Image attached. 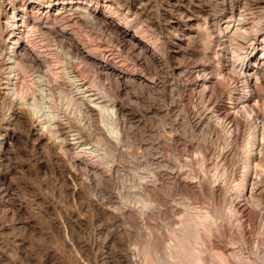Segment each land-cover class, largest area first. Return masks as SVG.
<instances>
[{
  "label": "bare ground",
  "instance_id": "bare-ground-1",
  "mask_svg": "<svg viewBox=\"0 0 264 264\" xmlns=\"http://www.w3.org/2000/svg\"><path fill=\"white\" fill-rule=\"evenodd\" d=\"M196 4L202 15L192 12L186 16L181 25L174 27L173 37L160 36V24L148 14L142 16L129 0H17L2 7L1 106L9 107L13 121L22 122L37 144L53 139L50 151L55 153L59 149L64 153L65 159L57 160L69 178L79 184V191L73 188L71 196L73 199L79 196L80 207L91 208L93 213L106 217L109 226L126 225L125 236L131 239L140 237L132 229L145 230L144 251H141L143 247H139L141 252L137 247L123 248L112 261L107 252L114 242L113 236L105 233V240L100 242L92 239L100 230L93 229L91 240L80 248L79 264H147L149 255L158 264H188L183 256L176 257L177 262L162 259L165 235L156 232L155 226L148 222L152 217L148 215L154 211L171 216L177 213L159 193V188L166 184L189 198L206 195L212 208V218L201 213L193 216L194 222L190 223L197 229L194 234L179 232L180 241L177 238L176 246L192 235L196 239L202 237L201 232L206 236L204 241V236L199 238L203 241L200 264L208 263V253L217 255L220 264H264L255 247L261 241L259 235L264 233V205L260 199V190L264 187V6L257 20L231 8L227 19L220 22L223 16H216L209 0H198ZM222 4L226 6L227 2ZM171 44L176 45L175 54L181 55L184 62L196 58L206 63L200 61L195 67L197 70L181 63L172 64L168 51ZM35 54L41 55V61ZM87 69L95 73L93 81L86 80ZM22 78H26V83ZM129 91L138 96L137 101H152L154 95L167 100L172 96L178 98L189 129L204 133V139L196 147L201 154V173L210 158L211 162H219L224 174H234L231 166L238 147L243 146L240 153L243 167L235 190L226 191L224 179L216 176L209 185L204 176L198 175L193 177L195 181H189L181 172L169 169V172H148L143 182L125 196L120 192H104L119 173L118 158L126 153L124 147L131 140L137 142L132 133L137 127L133 123L137 111L128 109L123 98ZM195 92L201 103L206 104L201 112L193 106ZM75 121L79 123V130L74 128L72 142H66L61 137V127ZM10 123L5 130L11 129ZM139 125L144 127L145 123L139 122ZM92 133L96 136L95 146L79 149L82 140ZM165 134L168 143L175 147L179 139L175 134ZM11 140L12 137L1 135L0 150ZM218 141L224 147L214 152V143ZM188 148L190 151L192 147ZM83 159L90 164H84ZM142 199L145 203L141 204L137 219L131 215L128 202L139 203ZM256 227L260 231L259 241L258 238L251 240L250 236ZM229 233L234 234L233 240L245 250L254 242L250 253L254 263L249 262L251 258L240 261L226 255L224 238ZM173 246L166 245L168 258L176 253L172 251Z\"/></svg>",
  "mask_w": 264,
  "mask_h": 264
},
{
  "label": "rangeland",
  "instance_id": "rangeland-1",
  "mask_svg": "<svg viewBox=\"0 0 264 264\" xmlns=\"http://www.w3.org/2000/svg\"><path fill=\"white\" fill-rule=\"evenodd\" d=\"M15 1L17 0H0V13L5 3H14ZM129 1L135 3V7L139 8L138 12L141 11L139 13H142V16L148 14V17H151L160 24L159 26L162 30L160 36L162 37L166 36V34L167 36L170 35L173 37L174 27L181 25V22L186 19V16H189L192 12L198 16L202 15V12L198 11L196 8V2H198V0ZM209 2L213 4L216 10V16H223L220 22L227 19V14L231 8L239 9L240 11L238 10V12L251 20H257L260 18L259 16L264 6V0H209ZM222 2H227L226 6L223 5ZM260 11L261 13L258 14ZM77 34L79 36V31ZM25 37L28 38V34H26ZM175 48L176 45L171 44L168 50L170 53L169 60L172 64L181 63L195 69L196 65L200 64V61L201 63L204 62V60L199 61L196 58V60L193 58L194 60L188 59V61L186 60V62H184L181 55L175 54ZM41 50V55H44V48H41ZM150 54L152 55L153 52H150ZM41 55L35 54V57L39 59ZM174 56L175 58H173ZM39 60L41 61V59ZM208 61L210 62L211 60L209 59ZM204 63H206V60ZM36 75L37 74H34V76ZM84 76L86 80L90 82L94 80L95 73L87 69L84 71ZM22 80L23 83H26V78H22ZM22 87L24 88L25 85ZM196 91L198 93L199 89ZM197 93L195 92L193 98V106L201 112L206 104L203 105L205 103L204 101L201 103L199 94ZM137 97L138 96H136L133 91L130 93L127 92L123 97L128 104V109L134 108L137 111L134 113L133 118V123L135 126L137 125V127L132 130L137 142L134 143L131 140L126 144L127 146L125 145L127 147H124L126 153H124L123 157L118 158L120 164L119 173L115 177L114 183L111 184V186L109 185L110 187L108 186V190L107 187L106 189L103 188V191L105 189L104 192L108 193L110 191L117 194L120 192L125 196V194L133 191V189H136L138 185L143 182L142 178L144 175H148V172H169V169H171L170 171L174 170V172H181L182 176L189 181H195L193 178L195 176H204L209 185L212 183V178L216 176L217 178L224 179L225 185L228 186L225 187L226 191L233 192L235 190L239 183L243 167L242 154H240L242 153L241 150L243 146L238 147V157L236 156V159L234 158V162L231 166V170L233 169L234 174L231 172L224 174L219 167V162H211L210 158L205 161L203 165L204 170L201 173V154L200 150L196 149V147L199 146L200 139H204V133H196L189 129L180 109V104H178V98L172 96V98H168L167 100L159 95H154L153 97L155 99L152 98V101H156L152 103V101L146 99L144 100L145 102L143 100L137 101ZM148 102L151 103V105H149ZM145 107H147L146 110ZM138 110L140 113L142 111V113L139 114ZM11 115L12 113L9 107L6 105L2 107L0 100V136L6 134L7 137H12L10 144H7L6 147L0 150V264H79V259L82 256V254L79 253L80 248L91 240L94 230H100V232L96 233L92 239L96 238L100 242L105 240V233L106 236L107 234L113 236L114 242L110 245V250L107 252L112 261L116 260L117 255H120L121 249L123 248L137 247L139 250V247L140 249L143 247L141 251H144L145 246L143 244H145V242H143V240L145 241V237L142 238L144 228L143 230L142 228L141 230L140 228L132 229L133 233L136 232L140 236L138 239L139 241L134 240L126 237L127 235L125 236L127 232L126 225L122 226L124 224H118L113 227L109 226L108 223H106V217L97 215L95 212L93 213L91 208L85 209L80 207L79 201L81 200H79V196L74 199L71 196L73 188L79 191V184L69 178V175L65 173V168L59 163L60 161L58 162L57 160L58 158L64 160V153L61 150L59 151V149H56L55 153L50 151L49 146L52 144L53 139H47L48 141L46 140L41 144H37L27 133L26 126L22 122L13 121ZM8 122L12 124L9 127L11 129L5 130ZM139 122L145 123V126L141 127ZM70 123L73 126H70L71 124H65L61 127V137L69 143L72 142L71 140L76 134L75 130L79 127V123L77 122L76 124V121L75 123ZM163 134H165V136L175 134L179 142L176 143L177 145L175 144V147L171 146ZM95 143L96 136L92 133L82 140L79 149L87 146L94 147ZM188 146L192 147L190 151ZM222 147H224L223 142H215L214 152H216L217 149L219 151ZM181 151L183 153H181ZM82 162L86 165L90 164L87 159H83ZM68 169L70 168L68 167ZM70 170H72V168ZM262 184V186H264V183ZM166 185L159 188V193L166 204H170V207H173L175 209L173 210L178 214L175 213L173 216H171L170 213L169 215L168 213L167 215H161L163 212L161 213L159 211V213L156 214V211H154L150 213L152 215H148V217L152 216L150 219L151 221L149 220L150 217H147L152 227L154 225L155 227L153 228L157 229L155 231H158V233L163 236L165 235L166 240L164 244H166L165 248L162 246V259L166 262L168 260H172V262L175 260V262H177L179 261L177 258L183 256L184 258L186 257L188 264H200L199 253L203 248L201 243H203V239H205L206 235L200 232V236H204V238L199 237L202 238V242L201 239H196L192 237L193 235L190 236V239L187 240L188 243L187 241L182 242L183 244L186 243L184 247L183 244L179 242V247L181 249L175 244L180 241V233L186 231L187 233L194 234L192 232H195L197 226H193L194 223L190 222H194L192 220L196 213L206 214L211 218L213 217L212 212H210L212 211L210 199L204 194H200L195 198H189L180 192H175L170 185H168L170 188L169 190ZM260 191L261 203L264 205V187H262ZM130 202L128 203L132 208L131 215L137 219L140 218V206L145 202L143 199L139 203L135 202L133 204L131 200ZM154 204L155 203H153V205ZM175 207L179 212L176 211L177 209ZM161 211H163V209ZM62 225L64 230L60 227ZM255 229L253 228L250 234L251 240L253 241L258 238V234L260 233L258 227ZM60 232H65V236ZM233 233H236V230H234ZM232 234L229 233L230 236H228L230 238L228 236L224 238V245L226 244L225 246H227L226 249L228 250V254L226 255L230 256L231 259L240 261L251 258L249 262H253L251 254L254 249V245L252 246L254 242L248 247L249 250H245L242 247L240 248V245L233 240ZM126 238H128V240H125ZM259 238L261 240L260 242H258ZM259 238L257 239L258 243H255V247H257L258 250V257L261 256V258H264V233H261ZM128 241L129 243H127ZM123 243L125 244L123 245ZM135 243L137 245H135ZM167 244L175 246H173L174 248L172 247V251L176 252L172 258H168L169 252L166 248ZM180 245L185 248L186 252L185 250L183 251ZM164 252H166V254ZM260 253H263V257ZM208 254V257H206L207 264H220L217 255L213 253ZM148 260L147 264H158L155 262L156 260L153 256L149 255Z\"/></svg>",
  "mask_w": 264,
  "mask_h": 264
}]
</instances>
